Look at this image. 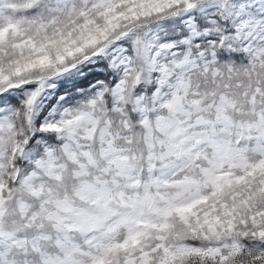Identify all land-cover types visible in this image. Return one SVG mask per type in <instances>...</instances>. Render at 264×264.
<instances>
[{
    "label": "snow or ice",
    "instance_id": "1",
    "mask_svg": "<svg viewBox=\"0 0 264 264\" xmlns=\"http://www.w3.org/2000/svg\"><path fill=\"white\" fill-rule=\"evenodd\" d=\"M0 264H264V0H0Z\"/></svg>",
    "mask_w": 264,
    "mask_h": 264
}]
</instances>
